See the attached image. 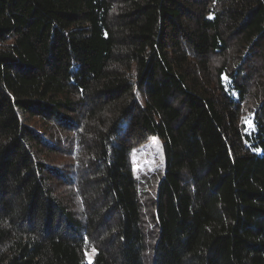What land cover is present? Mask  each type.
<instances>
[{
    "label": "trees",
    "instance_id": "trees-1",
    "mask_svg": "<svg viewBox=\"0 0 264 264\" xmlns=\"http://www.w3.org/2000/svg\"><path fill=\"white\" fill-rule=\"evenodd\" d=\"M147 249L264 264V0H0V264Z\"/></svg>",
    "mask_w": 264,
    "mask_h": 264
},
{
    "label": "rangeland",
    "instance_id": "rangeland-1",
    "mask_svg": "<svg viewBox=\"0 0 264 264\" xmlns=\"http://www.w3.org/2000/svg\"><path fill=\"white\" fill-rule=\"evenodd\" d=\"M131 163L139 190L155 193L165 169L162 140L158 136H153L145 143L134 146L131 150ZM145 258L147 264H151L148 249Z\"/></svg>",
    "mask_w": 264,
    "mask_h": 264
}]
</instances>
